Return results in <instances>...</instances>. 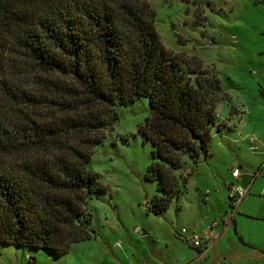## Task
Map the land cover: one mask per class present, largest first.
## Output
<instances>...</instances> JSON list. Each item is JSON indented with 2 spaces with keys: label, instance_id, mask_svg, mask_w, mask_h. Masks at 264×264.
<instances>
[{
  "label": "trees",
  "instance_id": "16d2710c",
  "mask_svg": "<svg viewBox=\"0 0 264 264\" xmlns=\"http://www.w3.org/2000/svg\"><path fill=\"white\" fill-rule=\"evenodd\" d=\"M155 17L147 0H0V245L59 257L91 238L87 204L105 191L93 150L142 98L156 185L147 212L185 191L184 158L208 156L227 94L165 48Z\"/></svg>",
  "mask_w": 264,
  "mask_h": 264
},
{
  "label": "rangeland",
  "instance_id": "374dc122",
  "mask_svg": "<svg viewBox=\"0 0 264 264\" xmlns=\"http://www.w3.org/2000/svg\"><path fill=\"white\" fill-rule=\"evenodd\" d=\"M147 1L165 48L216 74L227 94L220 109L223 117L231 108L237 110L236 129L222 135L213 130L209 154L197 165L184 158L186 172H191L185 191L156 216L146 210L156 193L155 183L145 178L152 147L138 132L148 116V99L120 107L118 121L94 148L89 164L105 188L87 204L91 238L59 257L0 245V264H28L30 257L34 264H264V197L250 193L256 198L244 201L248 213L232 210L226 185L237 183L232 166L241 165L245 173L262 162L261 156L253 157L248 137L256 136L258 147L264 143V0ZM263 185L264 172L254 191ZM224 221L228 231L216 244ZM213 223L218 224L211 229L214 244L206 257H198L184 239L189 235L179 236L181 230L203 235ZM240 234L251 246L232 245L230 240L238 241ZM118 242L121 248L115 246ZM252 248L262 254L255 256Z\"/></svg>",
  "mask_w": 264,
  "mask_h": 264
},
{
  "label": "crops",
  "instance_id": "0c3cea01",
  "mask_svg": "<svg viewBox=\"0 0 264 264\" xmlns=\"http://www.w3.org/2000/svg\"><path fill=\"white\" fill-rule=\"evenodd\" d=\"M218 109L220 110V124L222 125L221 126V130L220 131H218V130H216V129H214V130H216V134H220V135H222V133L224 132V131H228V130H234V129H236V126L237 125H235V127L232 125V123H233V116H234V114H235V112L237 113V110L236 109H234V108H231V111H230V113L226 116V117H223V114H222V110L220 109V105L218 106ZM242 114V113H241ZM224 124H226L225 126H224ZM261 148V149H260ZM264 150V143H262V142H260V144H259V150H258V152H256L255 154H253V157H256V156H261V152ZM262 157V156H261ZM234 168H237V169H242V166L241 165H235V166H232V169H234ZM231 169V170H232ZM249 171H247V172H245V173H242V171H241V173H242V177L240 178V184L242 185V186H246L247 184H249L250 183V179H251V175L252 174H255V173H258V171H259V167H257V166H254V165H251V166H249V169H248ZM190 171V170H189ZM262 172H264V171H261V172H259L258 173V175H257V177H256V179L251 183V186H250V189H249V193L245 196V198L241 201V203L239 204V206H237V207H239V209H242V211H243V213H248V211L246 210V209H244V204H245V202H248V201H250V200H253L254 198H256V197H248V195H250V193H259V194H262V196L264 197V185L263 186H261V187H256V190H257V192L256 191H254V188H253V186H254V184H255V182L257 181V180H260V177L262 176ZM233 184V181H229L228 182V184H226L227 185V191H228V187L230 186V185H232ZM253 188V189H252ZM252 196H254V194L252 195ZM249 199V200H248ZM246 200V201H245ZM245 201V202H244ZM205 202H209V199H205ZM233 219H235V217L233 218ZM218 224H216V226H217ZM223 229H225V230H223ZM222 229V231H221V233L219 234V235H221L220 237H217V235H216V241H215V243L216 244H221V238L223 239L224 237H225V235H226V233H227V231H228V228H227V226L226 225H224V228ZM139 230V229H138ZM203 233V235H201V236H203V237H205V238H211L212 240L214 239V237H215V235H214V233H213V231H211V229L209 230V231H204V232H202ZM144 236L146 235L145 233L143 234ZM224 236V237H223ZM238 238H239V240L238 241H236L235 239V237L234 238H232L230 241H231V243H232V245H234V246H237L238 244L237 243H239L240 242V244H243V246H246V245H248V246H251V243L250 242H247L246 240H244V238L242 237V234H240L239 236H238ZM214 241V240H213ZM213 244H214V242H213ZM116 246V245H115ZM121 246V245H120ZM117 247V246H116ZM117 248H121V247H117ZM194 248V247H193ZM196 251H197V253H198V257H206V255H208L209 254V251L211 250V248L209 249V250H207V251H205V250H202L201 248L200 249H197V248H194ZM252 249H255V250H253V253L252 254H254L255 256H260L261 254H262V252H257L258 250H256V248H252ZM121 250V249H120ZM126 252V251H125ZM221 252H222V254L224 255L225 254V250L224 249H222L221 250ZM249 257V256H248ZM224 260H226V256L224 257ZM218 264H220V263H218Z\"/></svg>",
  "mask_w": 264,
  "mask_h": 264
},
{
  "label": "built area",
  "instance_id": "2783aa9c",
  "mask_svg": "<svg viewBox=\"0 0 264 264\" xmlns=\"http://www.w3.org/2000/svg\"><path fill=\"white\" fill-rule=\"evenodd\" d=\"M220 110L217 109L214 113L215 118L219 119L220 118ZM249 140V149L250 151L255 154L256 152H258L259 147L257 145H255V143L258 141V138L254 135H251L250 137H248ZM261 156H262V162L259 166V172L264 171V150L261 152ZM258 173L252 174L251 175V179H250V183L247 184L246 186H242L239 182H240V178L242 177V173H241V169H237L234 168L231 170V176L232 178L237 181V183H233L232 185H230L228 187V196H229V200H230V207L232 210H236V207L238 206V204H240V202L245 198V196L249 193V189L251 186V183L256 179ZM216 225V223H213L210 227V229H212V227H214ZM135 232H138V228L134 229ZM189 235V237L184 238L185 240H187V242H189L191 244L192 247L197 248V249H202V250H209L211 248V245L213 244V240L211 238H205L201 235H197L194 232H189V230L183 228L181 230V235L179 236H183V235ZM120 242L116 243V246H120Z\"/></svg>",
  "mask_w": 264,
  "mask_h": 264
},
{
  "label": "water",
  "instance_id": "95a60500",
  "mask_svg": "<svg viewBox=\"0 0 264 264\" xmlns=\"http://www.w3.org/2000/svg\"><path fill=\"white\" fill-rule=\"evenodd\" d=\"M148 205V203H146Z\"/></svg>",
  "mask_w": 264,
  "mask_h": 264
}]
</instances>
